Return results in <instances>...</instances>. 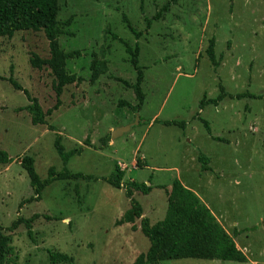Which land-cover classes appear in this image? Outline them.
<instances>
[{
    "label": "rangeland",
    "instance_id": "obj_1",
    "mask_svg": "<svg viewBox=\"0 0 264 264\" xmlns=\"http://www.w3.org/2000/svg\"><path fill=\"white\" fill-rule=\"evenodd\" d=\"M168 1L59 0L57 20H72L58 44L64 52L79 51L66 60V69L82 81L63 89L56 109L50 70L34 69L29 62L32 54L49 57L44 32L0 38V150L11 158L0 164V226L14 248L6 264H134L150 244L140 231L141 220L154 224L165 217L166 191L174 179L207 206L246 262L177 259L159 264H264V0H174L147 30L144 17ZM122 15L141 37L127 29ZM119 39L139 47L145 100L137 113L120 106L122 101L135 105L136 99L116 80L135 81ZM210 39L217 66L206 55ZM102 53L107 71L91 84L90 63ZM10 75L44 113L52 111L45 124L31 123L25 109L30 103L9 83ZM220 85L227 96L200 109L203 95L216 98ZM240 93L261 98H234ZM165 121H182L184 127ZM130 123V130L112 138ZM57 135L65 151L83 148L67 169L90 178L54 181L39 200L25 202L34 195L19 160L31 156L42 180L51 167L59 172ZM200 154L209 158L210 171L200 169ZM119 164L125 166L124 176L115 189L104 178ZM148 181V194L134 190L131 196L141 217L118 225L131 207L129 184ZM33 215L32 238L23 224L8 231L17 218ZM49 252L67 254L71 262L52 263Z\"/></svg>",
    "mask_w": 264,
    "mask_h": 264
},
{
    "label": "trees",
    "instance_id": "obj_2",
    "mask_svg": "<svg viewBox=\"0 0 264 264\" xmlns=\"http://www.w3.org/2000/svg\"><path fill=\"white\" fill-rule=\"evenodd\" d=\"M174 2L168 1L163 4L158 11L150 18L144 17L145 27L148 30L151 24L158 21L165 13L169 11L170 5ZM59 12V0H0V38H11L18 31H43L48 41L49 57L40 58L36 54H32L29 62L34 69H41L46 66L53 76L52 88L56 96V102L53 109L60 105V96L63 89L70 84L80 83L81 77L71 74L66 69V60L79 56V51L64 52L57 38L64 34L63 28L68 27L72 18L69 17L65 21H58L57 15ZM122 20L126 24L127 29L135 36L136 39L141 37L142 32H137L130 24L125 15H122ZM117 39L115 35L112 36ZM124 45V51L129 57V64L135 71V81L129 83L121 78H116L124 86L132 89L136 104L131 105L125 101L120 102V106L129 107L133 113L139 112L144 104L145 95L142 91L141 84L144 80L143 67L139 65V47L135 44L133 47L119 39ZM103 55V53H102ZM206 55L214 66L218 65L214 53V40L208 41ZM90 78L89 82L93 84L101 75L107 71V61L104 58L98 59L96 56L90 63ZM3 79V78H2ZM15 90L22 91L25 94L27 101L30 103L25 109L30 114L31 123L33 125L45 124V115H49L52 111L43 112L38 100L32 97L29 92L22 89L21 86L10 77L7 79ZM220 93L216 98H206L203 95L199 102V108L202 109L206 105H218L227 94L224 88L219 86ZM261 98V96L250 95L249 93L236 94L234 98L242 97ZM233 98V96H231ZM196 114L207 132L210 129L207 121L201 119ZM156 121V119L154 120ZM165 125H176L180 128L184 127L182 121H165ZM53 129V127L51 128ZM216 141H221L220 138L213 137ZM60 136L57 135L54 140V148L62 161V169L55 172L51 167L48 170V176L42 180L37 175L34 169V159L31 156L20 158L19 164L26 171L30 187L33 191V197L25 202L39 200L42 191L57 180H77L79 178H90L80 172L71 173L66 165L71 157L79 155L83 148L72 149L65 151L60 143ZM87 143V140H86ZM201 163L202 171H210L209 158L203 154L197 157ZM11 162L8 154L0 150V164L6 165ZM123 170L117 165L114 166V171L110 176L104 178V181L115 189H120L122 185ZM150 181L147 184L132 182L126 189V195L131 198L132 192L139 191L142 194H148L151 191ZM167 195V209L165 217L154 223L149 224L148 219L143 218L140 223V231L149 240V248L143 254H140L135 259L134 264H159L165 260L177 259H202V260H219V261H234L239 263L246 262V257L234 243L233 236L229 235L216 220L207 206L200 198L191 190L184 187L178 179L171 182ZM142 215L141 207L137 201L131 198V207L125 211L122 218L116 223H133L135 218H140ZM36 215L28 219L17 218L8 229L9 232L15 230L20 224L26 229L28 238H32L31 222ZM14 255V248L11 245V237L6 234L0 226V264H6ZM49 260L52 263L56 262H71V258L67 254L49 252Z\"/></svg>",
    "mask_w": 264,
    "mask_h": 264
},
{
    "label": "water",
    "instance_id": "obj_3",
    "mask_svg": "<svg viewBox=\"0 0 264 264\" xmlns=\"http://www.w3.org/2000/svg\"><path fill=\"white\" fill-rule=\"evenodd\" d=\"M136 118L138 119V116L136 115ZM138 123V122H137ZM133 126V124H128L126 126L120 127L118 129H116L113 134H112V138H114L115 136L122 134L124 132H127L128 130H130V128Z\"/></svg>",
    "mask_w": 264,
    "mask_h": 264
},
{
    "label": "built area",
    "instance_id": "obj_4",
    "mask_svg": "<svg viewBox=\"0 0 264 264\" xmlns=\"http://www.w3.org/2000/svg\"><path fill=\"white\" fill-rule=\"evenodd\" d=\"M119 168H120L121 170H124V169H125V166H123L122 164H119Z\"/></svg>",
    "mask_w": 264,
    "mask_h": 264
}]
</instances>
